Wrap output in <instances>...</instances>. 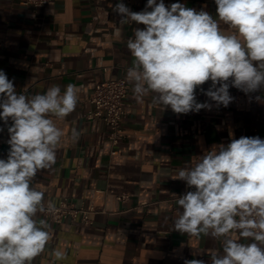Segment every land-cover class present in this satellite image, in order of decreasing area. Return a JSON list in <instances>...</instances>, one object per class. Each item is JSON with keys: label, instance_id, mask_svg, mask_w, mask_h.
<instances>
[{"label": "crops", "instance_id": "obj_1", "mask_svg": "<svg viewBox=\"0 0 264 264\" xmlns=\"http://www.w3.org/2000/svg\"><path fill=\"white\" fill-rule=\"evenodd\" d=\"M121 2L133 12L147 4V0H49L35 12L18 0H0V70L13 80L17 93L43 94L52 85L62 92L69 84L78 89L76 110L64 119L51 117L64 135L56 164L39 171L32 187L44 192L45 201L66 198L93 209L89 224L49 223L53 238L32 264H183L185 259L210 264L209 252H222V240L172 230L176 199L186 189L184 181L175 179L177 170L233 138L264 139V92L245 95L230 87L234 100L228 107L209 101L211 110L188 114L161 111L151 102V94L138 102L126 73L133 60L127 41L139 25L119 23L121 17L113 8ZM164 3L217 15L214 0ZM221 29L226 34L234 31L223 22ZM116 77L124 78L128 88L123 138L117 153L110 155L107 127L80 113L94 85ZM196 97L198 102L208 99L199 88ZM11 123L0 120V159L7 158ZM73 129L80 132L75 142ZM56 250L65 252V258L57 260Z\"/></svg>", "mask_w": 264, "mask_h": 264}, {"label": "clouds", "instance_id": "obj_2", "mask_svg": "<svg viewBox=\"0 0 264 264\" xmlns=\"http://www.w3.org/2000/svg\"><path fill=\"white\" fill-rule=\"evenodd\" d=\"M214 2L216 18L204 8L166 6L164 0H147L140 12L122 2L114 6L120 24L145 26L135 28L127 41L133 60L126 80L138 102L151 94L161 111L188 114L211 110L209 101L228 107L234 100L230 87L245 95L264 92V0ZM221 22L234 31L226 34ZM198 88L208 98L204 102L197 100ZM77 103L75 85L63 92L52 85L28 96L17 93L0 70V120L12 121L7 158L0 159V264H32L53 238L47 216L58 210L32 181L56 164L64 133L51 117L64 119ZM79 137L73 129V141ZM175 179L190 190L176 199L172 230L222 240V252H209L210 264H264V139L242 136L214 145L178 169ZM53 254L57 260L66 256L60 250ZM183 264L206 262L185 259Z\"/></svg>", "mask_w": 264, "mask_h": 264}, {"label": "built area", "instance_id": "obj_3", "mask_svg": "<svg viewBox=\"0 0 264 264\" xmlns=\"http://www.w3.org/2000/svg\"><path fill=\"white\" fill-rule=\"evenodd\" d=\"M24 6H29L33 11L44 8L49 0H18ZM144 25L138 28L143 29ZM128 84L122 77L98 81L85 100L86 109L80 113V117L93 121L99 120L107 127V139L110 143V155L117 153V146L123 138L122 121L125 116V98ZM186 189L183 191L184 194ZM57 208L55 216L48 215L49 223H59L63 220L80 221L89 224V215L92 207L63 198L54 203Z\"/></svg>", "mask_w": 264, "mask_h": 264}]
</instances>
